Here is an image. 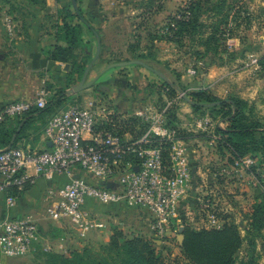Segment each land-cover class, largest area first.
<instances>
[{"label":"rangeland","instance_id":"374dc122","mask_svg":"<svg viewBox=\"0 0 264 264\" xmlns=\"http://www.w3.org/2000/svg\"><path fill=\"white\" fill-rule=\"evenodd\" d=\"M34 1L0 0V36H48L45 48L48 51L54 45L53 42H56L54 36L64 22L82 24L77 15L80 14L82 18H85L86 12L99 15L96 10V6H99L104 20L108 19L104 30L101 29L105 36H142L143 39L141 38L138 44L143 42V46H149L150 41L153 43V40H158L155 54L161 75L154 80L179 88L172 91L170 97H174L179 90H186L185 96L190 102L180 100L179 105L175 107L176 112L170 116V121L172 127L179 130L180 135L188 140L190 148L196 151L191 152L193 161H203L204 165H210V169L213 166L227 168L229 163L233 162L230 156L227 157L229 150L224 148L214 153L209 145L210 138L195 130L196 116H207L216 131L225 129L228 120L224 119L221 111L210 107L194 112L191 100H196L195 94L203 89L190 90V84L210 80L215 84L212 90L216 94L210 89L205 91L211 98L236 97L246 101V115L258 126L253 134L256 144L251 145L247 151L255 158L254 166L244 171L238 164H232L233 167L230 165L225 177L218 176L215 181L207 182L204 188L212 189L208 192H211L214 198L215 213L222 222L236 225L243 237L242 244L234 255L236 262L252 257L258 264H264V228L254 233L250 232L249 227L252 207L264 196V64L259 60L264 56V0ZM192 3L197 4L193 8V16L197 18L196 24L187 27L176 25L175 19ZM76 51L75 57L69 59V62L81 59L82 54H78L79 50ZM113 52L118 53V50ZM253 57L257 58L256 63H250ZM60 66L49 70L50 80L45 83L44 88L50 92L49 95L57 88L72 90L67 91L68 99L63 108L75 102L88 106L95 95H89L87 90L83 91L86 83L83 81V88L73 91L80 84L82 75L78 79L71 70L68 71L69 66L64 68L65 63ZM189 68L195 69L194 75L188 74ZM44 126L37 123L33 128L38 127L37 131L41 132ZM26 133L33 138L35 136L34 129L27 130ZM187 136L189 138H186ZM205 176L206 180H210L208 174ZM187 194L194 196L191 192ZM191 199L192 202L187 200L186 204L179 207L182 214L187 216L186 222L193 228L207 225L204 214L198 210L197 200H189ZM99 207L101 208L97 212L104 222L103 228L111 229V232L114 228L121 230L125 238L141 236L148 240L165 264H189L181 252L180 232L156 237L150 225V218L144 210L129 207L115 210L105 205ZM47 232L51 236L56 234L55 230L48 227ZM88 239L80 240L70 235L71 242L65 243L64 248L80 250L83 247L76 249V240L85 245ZM104 243V238L100 237L97 242L85 246L97 251L99 245ZM43 252L12 259L9 264H48L49 257Z\"/></svg>","mask_w":264,"mask_h":264},{"label":"built area","instance_id":"2783aa9c","mask_svg":"<svg viewBox=\"0 0 264 264\" xmlns=\"http://www.w3.org/2000/svg\"><path fill=\"white\" fill-rule=\"evenodd\" d=\"M256 62L257 58H251L250 63ZM187 72L194 75L195 69L189 68ZM185 91L179 90L175 99H166L160 106L138 108L133 115L143 127L137 137H128L105 127V119L113 114L111 109L92 103L88 106L68 105L47 120L43 133L48 146L44 149L26 144L0 148V199L7 207H12L36 176L52 179L64 175L67 180L62 186L47 190L44 214L49 223L57 224L80 240L88 239L90 234L104 227L102 219L89 209L90 201L145 210L156 237L179 232L183 217H187L181 215L179 207L189 198L187 190L194 162L191 152L196 151L190 148L180 131L169 124L168 117L175 100L185 98ZM48 96L49 91L41 87L32 99H18L1 106L0 125L22 117L32 108H43ZM213 127L211 119L205 115L194 118L195 130L210 138L209 145L215 153L221 133ZM126 156L130 158L126 160ZM229 156L233 162L227 168L213 166L210 169V165L197 160V165L210 176V180H196L199 188L193 196L199 212L206 218L204 228L217 229L223 225L215 213L214 198L208 192L212 190L204 188L206 183L215 181L218 176L225 177L232 164H238L245 171L255 163L251 154L230 153ZM101 180L113 182L114 186L100 184ZM44 239L31 214L0 216L2 258H23L40 251L68 253L69 247L64 248L62 237L43 243ZM0 264L7 263L1 260Z\"/></svg>","mask_w":264,"mask_h":264},{"label":"crops","instance_id":"0c3cea01","mask_svg":"<svg viewBox=\"0 0 264 264\" xmlns=\"http://www.w3.org/2000/svg\"><path fill=\"white\" fill-rule=\"evenodd\" d=\"M96 10L99 15L93 12L84 13L85 19L96 32L93 33L85 25L82 27V40L85 43L86 54L83 60L82 80L86 83L83 91L87 90L90 92L89 95L91 93L95 95L92 100L88 99L90 103L112 110L113 114L104 121V123L111 125V130H116L117 127L122 134L128 137H137L140 135L143 125L139 124V122L126 124L124 119L135 113L137 110L135 107L153 108L159 106L166 99H175V96L170 97L168 94V91L175 88V86L172 84L167 86L166 83L160 84V82L154 80L161 75L158 68V57L155 54L157 53L155 50L158 45L157 39L153 40V43L150 41L149 46H143V42L138 44L141 38L143 39L142 36H105L101 29L104 30L108 19L104 20V16L99 11V6H96ZM48 38V36L40 35L30 36V34L0 36V107L18 99H32L36 91L44 87L45 83L50 80L49 70L61 67L62 62H51L46 57L45 48L47 47L46 40ZM60 44L63 43L61 42ZM116 50H118V53L113 52ZM68 66L69 64L65 63L64 68L66 69ZM214 86L215 84L210 82V80H202L190 84L188 89L202 88L203 90L210 89L214 92L212 90ZM65 90L67 92L69 89L66 88ZM183 100L190 102L186 98ZM179 102L181 101L175 100L174 110L179 105ZM63 109L62 107L57 111ZM132 110L135 111L128 112ZM37 123H41V121L35 119L23 128V140L17 141V145L26 144L37 149H44L48 146L44 139V128L41 132L37 131L38 127L33 128ZM30 129L35 131L34 138L26 133ZM197 164L199 162L195 160L191 171V188L189 187L187 190V192L194 193V196L197 193L196 189L199 188V183L196 180L206 178L205 175H207L204 169ZM30 173H33L32 170ZM66 180L67 178L64 175H56L52 179L36 176L34 182L25 188L22 196L14 206L7 207L4 200L0 199V216L5 214L11 216L31 214L37 220L42 236L45 238L43 243L46 241H58L62 237L65 243L70 244V235L75 236V234L73 235L71 232L60 229L57 224L49 223L44 214L47 205V190L62 186ZM213 185L216 186L215 184ZM190 198H193V196L188 198V201L192 202V199L189 200ZM99 206L101 204L91 201L88 203L89 209L97 215H99L97 211L101 208ZM105 206H110L109 208H115V210L127 207L121 204ZM144 213L147 215L146 212ZM47 227L55 230L56 234L51 236L47 232ZM110 234L111 229L103 228L90 234L86 244L95 243L100 237L104 238V242H107ZM76 242L79 244L77 246L76 243V249L84 246L83 242L80 243L77 240ZM1 260L7 264L10 261L12 262V259L0 256Z\"/></svg>","mask_w":264,"mask_h":264},{"label":"trees","instance_id":"16d2710c","mask_svg":"<svg viewBox=\"0 0 264 264\" xmlns=\"http://www.w3.org/2000/svg\"><path fill=\"white\" fill-rule=\"evenodd\" d=\"M32 2L35 1L32 0ZM196 5L190 4V7H187L175 19L176 25L179 24L181 27L194 26L197 18L193 16V8ZM77 16L82 20V24L64 22L54 36L56 42L50 50H45V54L51 62L58 61L69 64L68 71L71 70L72 74L77 75L80 79L84 70L83 60L86 56L83 54V51L85 53V43L82 40V27L85 25L93 33L96 31L80 14ZM61 42L63 44H60ZM76 50L80 51L78 54H82L81 59L69 62V59H72L77 52ZM259 60L264 64V56ZM65 89L57 88L54 90L53 94L48 96L43 108H32L22 117L4 121L0 125V148L10 145L16 146L17 141L23 140V128L35 119L40 120L45 125L52 115L59 112L57 110L65 106L68 99ZM177 89L179 88L170 89L168 94H172L171 92ZM211 97L205 90L199 91L195 94L196 100H191V104L194 112L210 107V109L221 111L224 114V119L228 120V126L225 129H217L221 133L217 150H224L225 148L230 153L240 156L251 154L247 151L251 145L256 144V141L253 140V134L258 126L246 115V101L236 97L225 99H213ZM174 112L172 109L169 114V124H171L170 116ZM124 120H126V124L140 122L134 115H130ZM141 125L143 124L141 123ZM105 127L111 130V125L105 123ZM112 131L122 134L117 127L116 130ZM14 135L15 138L11 142ZM128 158L130 156H126L125 159ZM181 215L183 216V214ZM185 219L183 217L182 229L179 231L183 235L180 248L183 257L189 264H258L252 257L236 262L234 255L243 241L236 225L224 222L217 229L193 228ZM249 219L250 232L257 233L264 228V196L254 203ZM85 245L80 250H69L66 254L54 251H44L43 254L49 257L48 264H165L161 255L156 253L148 240L141 238V236L125 238L123 232L116 228L112 230L108 241L99 245L97 251Z\"/></svg>","mask_w":264,"mask_h":264},{"label":"water","instance_id":"95a60500","mask_svg":"<svg viewBox=\"0 0 264 264\" xmlns=\"http://www.w3.org/2000/svg\"><path fill=\"white\" fill-rule=\"evenodd\" d=\"M82 82H83V80H81V82H80V84L78 85V86H76L74 89H73V91H78L79 89H81L83 86H82ZM68 91H72L71 89H69ZM16 135V134H15ZM15 135L13 136V138H12V140H11V142H13V140H14V138H15ZM11 146V145H10ZM100 184H105L107 187H113L114 186V183L113 182H104V181H100L99 182ZM182 228H180V230H181ZM179 237H180V240H182V238H183V235L182 234H180L179 235Z\"/></svg>","mask_w":264,"mask_h":264}]
</instances>
